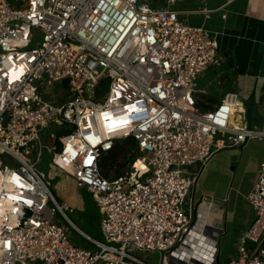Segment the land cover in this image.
Segmentation results:
<instances>
[{"label":"built area","instance_id":"obj_1","mask_svg":"<svg viewBox=\"0 0 264 264\" xmlns=\"http://www.w3.org/2000/svg\"><path fill=\"white\" fill-rule=\"evenodd\" d=\"M182 1L0 0V264H150L144 254L156 252L161 264H194L189 169L206 168L223 148L264 142V122L248 123L237 94L197 108L198 77L222 60L217 37L173 10ZM57 82L70 92L61 106L35 86ZM58 128L71 132L59 137ZM127 138L142 157L108 180L100 163ZM45 151L97 205L103 241L86 236L95 250L73 244L57 223L60 215L77 229L37 169ZM257 176L247 196L255 219L227 264H264V161ZM213 263L211 254L204 264Z\"/></svg>","mask_w":264,"mask_h":264},{"label":"crops","instance_id":"obj_2","mask_svg":"<svg viewBox=\"0 0 264 264\" xmlns=\"http://www.w3.org/2000/svg\"><path fill=\"white\" fill-rule=\"evenodd\" d=\"M173 10L179 13L183 23L205 28L218 41L222 62L198 77L195 87L197 108L208 112L221 104L228 94H237L239 111L246 113V120L252 127H261L264 122V0H210L206 4L183 0ZM207 15L210 17L206 18ZM260 114L262 119L258 126L254 123ZM239 121L237 118L236 123ZM242 146L221 149L206 168L196 165L189 169L198 180L188 198L190 212L195 193L197 216L192 240L188 241V247L194 250L191 253L197 252L194 264H204L211 254L213 264H226L235 252L238 237L255 219L247 196L257 181L259 164L264 161V142L250 140ZM257 146L263 150L259 156L254 149ZM48 174L51 178L57 175L62 178L55 189L58 199L60 196L72 209L67 212L68 217L78 211L89 215H92V209L99 211L93 200L83 199L84 189L79 188L69 175L55 168ZM70 221L77 228L70 227L73 236L80 237L85 247L94 246L86 236L101 241L92 233L88 218L81 217L78 220L80 226ZM213 246H216V255Z\"/></svg>","mask_w":264,"mask_h":264},{"label":"rangeland","instance_id":"obj_3","mask_svg":"<svg viewBox=\"0 0 264 264\" xmlns=\"http://www.w3.org/2000/svg\"><path fill=\"white\" fill-rule=\"evenodd\" d=\"M164 8H165V6L161 7V9H164ZM36 46L37 45L35 43L32 47H36ZM214 68H216V67H214ZM35 86H37L38 92L41 95V97L45 101H48L49 103L61 106V105H64L65 103L68 102V98L70 96V92H69V89L66 88L65 85L62 84V83L57 82L52 87L46 86L45 83L42 84V85L41 84H35ZM108 89H109V85H108L107 89L105 90V92L101 93V97H105L106 96ZM255 112H256V110H255ZM261 119H262V115L259 116L258 121L255 122L254 124L259 126L261 124L260 123ZM51 133H53V130H51V129L50 130H42L41 131V142H42V144H44V145H51L52 144V141H51V138H50ZM218 138H220V136H218ZM122 143H123V140H120L119 144H122ZM254 149H256L255 152L258 153V156H259V154L263 153V150H262V148L260 146H257V148H254ZM134 153L137 154V158L135 159V162H136V160L141 158L142 156H141V153L139 151H135ZM109 155H111V153L108 154L107 156H109ZM2 161H3L4 165H7L9 167H13L14 166V162L8 157H2ZM108 162H112V161L108 159ZM49 163H50V158H49L47 152L45 151L44 154H43L42 160L37 165V169H39V171L43 172V174L45 175L44 176V180L45 181H49L51 183V190H52L53 194H55L57 200L62 203L65 200L61 199L60 196H59V199H58V197H57L58 196L57 195L58 194V190L55 189L56 185H58L62 181V178L60 176H58V175L55 176L54 178H51L49 176L48 173L51 170V168L49 167ZM133 165L134 164L127 165L126 168L124 169L123 174H125L127 172H130L132 170V168H133ZM110 166L112 168V165H110ZM111 168H110V170H111ZM116 170H117V166H114L112 168V170H111L112 177L116 173ZM233 180H234V178H233ZM82 196H83V199H85V201L93 202L92 199H91L90 194L87 192L86 189L83 190ZM188 206H189V199H187V204H186V209L187 210H189ZM69 217L75 224H78V225H79L78 220L81 217L82 218H88L90 226L92 227V229H91L92 233L95 235V237H97V239L103 241L102 230H101V218H102V216H101V214H99V211H95V210L92 209V215H89L87 213L81 214L78 211V212H76V214H69ZM57 223H59V225L64 226L66 228L67 233L69 234L70 241L73 244H75V245H77V244L81 245L82 244L81 246L85 247V245H84L85 243H83L81 241L80 237L73 236L74 232L70 229V226L68 225V223L64 219H62V217L60 215L57 216ZM88 248H91L92 250H95V246L89 245ZM224 252H227V251H224ZM225 254H224L223 259H222L223 261L225 260ZM144 255H145V258L149 261L150 264H161L162 257H163L161 253H157L156 252V253H153V254L149 253V254H144ZM228 261H229V258L227 260V263H228ZM29 264H41V263L38 262V263H29Z\"/></svg>","mask_w":264,"mask_h":264},{"label":"trees","instance_id":"obj_4","mask_svg":"<svg viewBox=\"0 0 264 264\" xmlns=\"http://www.w3.org/2000/svg\"><path fill=\"white\" fill-rule=\"evenodd\" d=\"M109 85V81L108 80H103L100 83L99 89H98V94L101 95V93L105 92V90L107 89ZM71 132V128L67 129V128H58L56 133L59 137L66 135L68 133ZM135 151H139L137 149L136 146V142L134 139L132 138H127L125 140H123L122 144H119V142L117 143V145L115 146L114 150L111 152V155L109 156H105L101 163H100V168L102 171V174L107 178V179H116L120 176L123 175L124 169L126 168L127 165L129 164H133L135 162V159L137 158V154H135ZM108 159L111 160L112 162H108ZM112 168L114 166H117V170L116 173L114 174V176L112 177L111 174V166ZM111 168V170H110Z\"/></svg>","mask_w":264,"mask_h":264},{"label":"water","instance_id":"obj_5","mask_svg":"<svg viewBox=\"0 0 264 264\" xmlns=\"http://www.w3.org/2000/svg\"><path fill=\"white\" fill-rule=\"evenodd\" d=\"M248 141L245 142V144H243L242 147H244L247 144ZM199 179V178H198ZM198 180H196L195 182V186L197 185ZM196 203H195V193L193 195V199H192V204H191V211H190V216H191V223L195 224L196 222V216H197V210L195 207ZM163 256V255H162Z\"/></svg>","mask_w":264,"mask_h":264},{"label":"bare ground","instance_id":"obj_6","mask_svg":"<svg viewBox=\"0 0 264 264\" xmlns=\"http://www.w3.org/2000/svg\"><path fill=\"white\" fill-rule=\"evenodd\" d=\"M239 106V105H238ZM239 110V109H238ZM139 163V164H138ZM136 167L139 169V170H144L145 168H144V165H143V162H142V160H140L139 162H137V164H136ZM140 167V168H139ZM194 248V247H193ZM196 252V251H195ZM209 253V252H208ZM196 254H197V252H196ZM209 254H211V253H209ZM209 257H210V255H209ZM209 257H208V259H209Z\"/></svg>","mask_w":264,"mask_h":264},{"label":"clouds","instance_id":"obj_7","mask_svg":"<svg viewBox=\"0 0 264 264\" xmlns=\"http://www.w3.org/2000/svg\"><path fill=\"white\" fill-rule=\"evenodd\" d=\"M110 154V153H109Z\"/></svg>","mask_w":264,"mask_h":264}]
</instances>
